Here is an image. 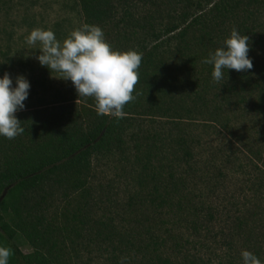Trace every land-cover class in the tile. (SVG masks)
Segmentation results:
<instances>
[{
  "label": "rangeland",
  "instance_id": "obj_1",
  "mask_svg": "<svg viewBox=\"0 0 264 264\" xmlns=\"http://www.w3.org/2000/svg\"><path fill=\"white\" fill-rule=\"evenodd\" d=\"M114 3L115 22L124 16ZM162 3L146 4L142 10L161 14L165 24L170 23L176 10L165 11L167 3ZM138 10L133 9L134 17H141ZM202 11L205 17L210 14L205 4ZM254 11L258 14H246L245 23L241 12L238 18L227 19L220 38L213 39L215 32L211 35L214 47L208 50L219 47L233 27L248 34L255 61L246 80L241 72L229 70L225 82L217 83L207 69L189 73L179 54L166 53L165 59L159 57L162 67L152 77L171 96H163L165 105L158 99L154 106L147 104L139 110L144 116L133 118L136 123L111 140L110 147L91 155L79 173L83 188L69 193L58 183V175L54 178L58 182L49 178L32 199L8 207L6 219L21 234L18 244L23 253L37 250L52 264H155L156 254L172 263L188 259L225 264L231 257L239 264L241 251L247 250L264 261V48L254 44L258 35L264 37V10ZM85 23L99 26L113 45L115 30L85 21L77 0H0V75H23L30 83L25 108L16 116L37 111L42 122L51 111L86 102L70 81L56 79V73L49 74L38 64L39 45L26 43L34 28L51 29L63 40ZM185 31V40L192 45L204 35L190 26ZM192 47L191 51L197 49ZM191 53L202 55L198 63L208 55ZM238 79L245 80L243 85ZM180 98L188 101L190 111L173 115L171 103ZM62 121L59 114L56 122ZM142 130L153 133L139 135ZM147 152L152 153L154 171L143 166ZM170 173L178 184L169 187L168 201L151 203L148 195L154 188L153 195H161ZM37 220L52 234L47 239L56 238V245L37 247L36 240L27 239L25 227ZM150 238L157 241L155 246ZM146 243L150 247L144 250Z\"/></svg>",
  "mask_w": 264,
  "mask_h": 264
},
{
  "label": "trees",
  "instance_id": "obj_2",
  "mask_svg": "<svg viewBox=\"0 0 264 264\" xmlns=\"http://www.w3.org/2000/svg\"><path fill=\"white\" fill-rule=\"evenodd\" d=\"M77 1L85 21H92L96 24L103 23L109 30H115V38L114 40L111 39L113 41V49L118 51L131 49L142 53V61L138 69V81L133 90L135 99L124 106V115L120 118L109 115H97L94 107L95 101L92 98H82V100H86L87 104L86 102H82L80 105L75 104L68 107L69 109L67 110L62 107L61 109L51 111L49 116L48 113L46 114L48 117L42 122L38 120L37 111L21 113L16 116L24 128V133L13 140L0 137V245L11 249L9 264H52L50 260L48 261L37 250L27 254L21 251L18 244L19 235L21 234L15 230L16 228L12 229L6 219L8 207L12 206L11 204H17L21 199L25 201L32 199L39 193L40 188L49 178L55 181L54 178L58 175L60 181L56 180L55 182L65 184L69 188V193L76 192L80 187L83 188V183L79 181V173L86 169L85 167L91 155L97 151H101L103 147H110L111 140L125 133L126 129L130 128L133 123H136L133 118L144 116L139 110H144L147 104L153 103L154 106V99H158L159 104L165 105L166 102L163 96H171V92L167 91V89L166 93L163 92L153 82V72L162 67V58L159 57L165 59V56L167 57L168 55L166 53L171 54L174 52L180 55V60L186 66V70L189 73L198 69H207L211 73V65L203 64L201 60L198 63L202 55L195 56L191 52L199 50L204 54V52L208 53L209 47L213 49L212 41L215 38H220L218 34V32H222L220 28L224 27L227 19L238 18L239 12L243 14L244 18L242 19L245 23L249 19L248 17L245 18L246 14L251 16L257 15L258 13L254 14L253 12L258 7L264 10V0ZM114 1L119 4L124 16L115 22V12L118 6ZM162 2L167 3L164 6L166 8L164 9L165 11L176 10L174 18L175 20L178 18L176 21L172 20V22L165 24L161 14L157 17L153 13L152 16V11L142 10V7L146 6V4L155 6L158 4L162 5ZM204 4L208 13H210L208 17L203 15L202 6ZM134 8L139 9L141 17L133 16L132 11ZM189 26L197 30V32L204 34L200 35L201 38L197 41L196 45H192L190 42L187 43L185 40V36L187 35L185 30ZM213 32H215V37L212 39L211 35ZM244 35L249 36L248 34ZM204 39H207L209 43L205 44L203 42ZM201 42L203 43L200 44ZM263 42L264 37L262 38L258 35L254 44L256 46H263L262 48H264ZM204 44L206 46H201ZM192 46H196L197 49L191 51L194 48ZM251 51L252 49H250L248 55L253 63L255 60L252 54H250ZM252 69L248 72H241L244 77L246 76L245 80L247 79V75L252 73ZM245 80L240 81L238 79L239 85H243ZM224 89L231 91L233 87L231 89L230 87H224ZM180 99L181 101L176 100L171 103V105H175L172 110L173 115L183 112L187 114L190 111L185 105L188 101H183L185 100L183 98ZM175 102L176 104H174ZM191 106L193 108V102ZM159 107L161 106L159 105ZM59 114L65 119V122L62 121L60 124L56 122ZM151 133L153 132L142 130L138 134L149 135ZM3 147L6 148L7 152L2 150ZM157 151L158 149L154 147L153 155H156ZM143 159L145 170L154 171L155 169L151 167L153 160L152 153L147 152ZM176 181L170 173L168 183H162V194L154 196L153 194L157 192V189L154 188V191L148 195L151 197V203H166L168 201L167 191L172 190V186L178 184ZM240 222L238 220L239 228L243 227V223L240 224ZM20 223L18 222V224ZM25 228L28 229L26 232L27 239L31 240L30 238H33L36 240L37 247L43 248L48 244L56 245V238H52V240L47 239V235L52 236V234L44 231V227L41 228L39 220ZM150 241V244L153 246L157 244L155 238H150ZM229 246L231 247V245ZM149 247L148 243L143 245L144 250H147ZM157 263L209 264L200 260L194 262L188 259L184 260V262L172 263L170 258H161L156 254L155 264ZM225 264L237 263L231 261L230 257ZM261 264H264V261H261Z\"/></svg>",
  "mask_w": 264,
  "mask_h": 264
},
{
  "label": "clouds",
  "instance_id": "obj_3",
  "mask_svg": "<svg viewBox=\"0 0 264 264\" xmlns=\"http://www.w3.org/2000/svg\"><path fill=\"white\" fill-rule=\"evenodd\" d=\"M30 46L39 45L38 64L63 81H70L79 98H92L97 115L120 118L124 106L135 99L142 53L137 50L118 51L106 41L103 30L97 25L83 24L63 40H58L51 29L34 28L26 37ZM248 36L235 27L219 47L209 52L201 63L212 66L211 78L220 83L227 72H248L252 59ZM30 83L23 75L11 78L0 75V137L13 140L24 133L16 113L25 108ZM11 249L0 245V264H9ZM241 264H261L252 252L242 250Z\"/></svg>",
  "mask_w": 264,
  "mask_h": 264
}]
</instances>
